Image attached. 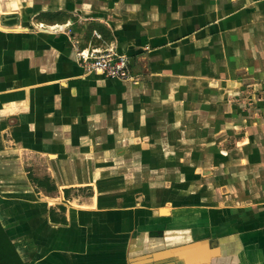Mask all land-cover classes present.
I'll use <instances>...</instances> for the list:
<instances>
[{"label":"crops","instance_id":"obj_1","mask_svg":"<svg viewBox=\"0 0 264 264\" xmlns=\"http://www.w3.org/2000/svg\"><path fill=\"white\" fill-rule=\"evenodd\" d=\"M240 4L0 0V222L23 264H264V201L154 185L144 161L189 147L194 170H264V70L247 66L264 37ZM96 19L109 40L76 45ZM91 45L137 79L86 72Z\"/></svg>","mask_w":264,"mask_h":264},{"label":"rangeland","instance_id":"obj_2","mask_svg":"<svg viewBox=\"0 0 264 264\" xmlns=\"http://www.w3.org/2000/svg\"><path fill=\"white\" fill-rule=\"evenodd\" d=\"M172 1V0H171ZM188 2V1H187ZM241 3L239 6L243 7V5H247L249 8L248 10V27H252V30H246L248 33V37L252 40V38H257V41L259 40L258 37L262 38L264 37V0H239ZM239 4V3H238ZM44 20H54V21H61L62 19H65L63 15H57L56 13H52L49 15H43L40 16ZM66 17V15H65ZM75 19H78V16H75ZM99 20H91V21H81L74 23L72 27L69 29L70 31H74L73 36H71L72 40L76 45H79L80 47H83L86 45L89 41L92 43L95 42V37H97L99 34L102 35L103 39L109 40L110 36L107 35V31L104 26L102 25H96L91 26L90 22H93L96 24ZM103 24V23H102ZM107 26V25H105ZM97 28V29H96ZM96 29V30H93ZM109 29V28H108ZM67 27H64L62 30H57L55 33L57 34H63V32H70ZM109 32V31H108ZM251 34V35H250ZM101 44H104L103 42H100ZM105 45V44H104ZM89 47V46H88ZM88 47H85L83 49H87ZM91 48H94L96 50L100 49L96 46H92ZM102 50V49H100ZM255 51L257 54H255ZM79 52V51H78ZM251 55L250 57H253L251 65L252 70L256 72L257 70H264V43L263 45L258 46L256 49H251ZM249 57V58H250ZM256 57V58H255ZM85 69V68H84ZM88 73H95L91 72L85 69ZM134 75V74H133ZM135 76V75H134ZM105 78V76H103ZM137 77V76H136ZM108 78V77H106ZM251 79H248V81ZM253 80V79H252ZM260 83L264 81L259 79ZM247 83L244 82L243 86L250 85L251 82L249 81ZM156 149L162 148V144L159 142H156L153 144ZM184 151V158L182 160H175V159H163L159 156H152L149 160H144L145 163H148L149 167L156 170H150V175L148 177H151L152 183L155 185L156 183H159V186H162L164 184H173L176 182H180V179H185L192 181V183L195 186H201L203 190L205 188L214 186L216 183L222 184V182L225 183H233V185H236L237 183H240L242 185L241 187H236L237 196H233L232 198L235 199L236 205L238 207V203H240L239 200L242 201L240 205L249 206V203L254 202H262L264 201V170H220L218 172H212L214 170H194L193 160H191L190 157V148H181ZM188 149V150H186ZM141 161V160H138ZM181 164V165H180ZM231 164V163H230ZM177 165V168H176ZM179 165V166H178ZM183 167V175L180 174L181 169L179 170L178 167ZM232 166V164H231ZM190 173L186 175V173ZM188 185V184H187ZM224 184L220 185L219 187L223 188V190H226L223 186ZM164 187V186H163ZM172 188L169 186L168 188L164 187L166 191ZM242 188V189H241ZM247 203V204H246Z\"/></svg>","mask_w":264,"mask_h":264},{"label":"built area","instance_id":"obj_3","mask_svg":"<svg viewBox=\"0 0 264 264\" xmlns=\"http://www.w3.org/2000/svg\"><path fill=\"white\" fill-rule=\"evenodd\" d=\"M80 64L88 71L95 72L108 78H118L134 81L130 67L129 57L126 54L118 53L112 48L94 49L87 48L77 53Z\"/></svg>","mask_w":264,"mask_h":264},{"label":"trees","instance_id":"obj_4","mask_svg":"<svg viewBox=\"0 0 264 264\" xmlns=\"http://www.w3.org/2000/svg\"><path fill=\"white\" fill-rule=\"evenodd\" d=\"M47 180V178L45 179ZM0 264H23L14 244L0 222Z\"/></svg>","mask_w":264,"mask_h":264},{"label":"bare ground","instance_id":"obj_5","mask_svg":"<svg viewBox=\"0 0 264 264\" xmlns=\"http://www.w3.org/2000/svg\"><path fill=\"white\" fill-rule=\"evenodd\" d=\"M163 211V210H162ZM164 213H165V211H164Z\"/></svg>","mask_w":264,"mask_h":264}]
</instances>
